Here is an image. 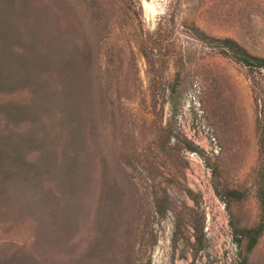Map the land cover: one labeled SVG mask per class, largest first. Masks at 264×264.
<instances>
[{
    "label": "rangeland",
    "instance_id": "374dc122",
    "mask_svg": "<svg viewBox=\"0 0 264 264\" xmlns=\"http://www.w3.org/2000/svg\"><path fill=\"white\" fill-rule=\"evenodd\" d=\"M27 1L44 31L87 40L94 179L72 254L35 243L36 226L4 208L0 264H264V231L250 252L234 231L258 219L264 72L251 76L194 35L232 38L264 57V0ZM100 197L104 234L92 227Z\"/></svg>",
    "mask_w": 264,
    "mask_h": 264
},
{
    "label": "trees",
    "instance_id": "16d2710c",
    "mask_svg": "<svg viewBox=\"0 0 264 264\" xmlns=\"http://www.w3.org/2000/svg\"><path fill=\"white\" fill-rule=\"evenodd\" d=\"M29 13L27 0H0V209L14 207L33 223L35 243L40 240L47 248L72 254L74 235L83 226L79 221L88 213L82 197L94 179L95 113L87 80L92 58L84 35L44 31L40 12ZM194 35L218 47L251 76L264 72V57L234 39L196 29ZM21 126L22 132L15 129ZM256 126L259 156L253 183L258 219L250 228L234 230L246 241V252L264 231V118L258 114ZM46 176H51L55 188L48 187ZM226 194L236 201L243 196L233 190ZM101 199L92 213V227L94 233L104 234L111 224L106 220L107 203ZM156 209L161 215L166 211L159 202ZM240 264H246L245 258Z\"/></svg>",
    "mask_w": 264,
    "mask_h": 264
},
{
    "label": "bare ground",
    "instance_id": "6f19581e",
    "mask_svg": "<svg viewBox=\"0 0 264 264\" xmlns=\"http://www.w3.org/2000/svg\"><path fill=\"white\" fill-rule=\"evenodd\" d=\"M144 6H145V8H146L147 10H149L152 14L155 13V9H154L152 6L148 5V4L145 3V2H144ZM151 13H149V14H151ZM149 14H148V15H149ZM150 16H151V15H150Z\"/></svg>",
    "mask_w": 264,
    "mask_h": 264
}]
</instances>
